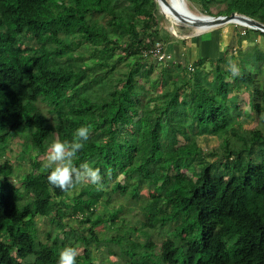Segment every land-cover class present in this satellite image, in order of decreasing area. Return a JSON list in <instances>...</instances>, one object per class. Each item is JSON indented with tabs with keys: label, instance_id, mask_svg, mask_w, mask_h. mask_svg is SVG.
Masks as SVG:
<instances>
[{
	"label": "trees",
	"instance_id": "trees-1",
	"mask_svg": "<svg viewBox=\"0 0 264 264\" xmlns=\"http://www.w3.org/2000/svg\"><path fill=\"white\" fill-rule=\"evenodd\" d=\"M153 1L0 0L2 147L20 134H29L26 148L35 153L36 165L48 148L52 131L58 140L69 142L81 126H91L90 136L112 132L105 144L89 137L74 160L77 167L87 162L99 168L102 176L103 188L88 192L87 199L83 192L77 197L82 212L76 207L70 210L66 202L67 195L79 185L66 192L54 188L47 179L48 168L41 175L32 170L20 181L7 179L6 172L13 174V168L9 161L1 162L0 149V264H24L18 258L29 256H34V261L25 264H58L63 250L58 243L61 232L63 247L84 248L76 264H102L96 263L94 253L105 247L107 240L99 237L97 229L115 222L117 214L99 213L97 206L103 197L109 202L110 193L124 195L130 191L131 198L138 199L153 168L174 179L153 182L154 192L143 206L146 224L162 229L175 223V227L172 237L160 247L153 242L144 247L129 243L134 249L128 256L129 264H139V248L146 250V264H264V134L257 133L239 150L226 146L220 152H206L197 142L210 130L224 132L231 128L236 104L230 96L241 88L238 80L247 76L233 80L227 77L221 67L228 63L225 58L211 60L217 65L208 72L204 67L209 58L205 57L191 64L195 66L193 72L190 64L175 59L170 71L164 64L171 62L163 63L156 81L151 77L152 66L140 77L134 66L151 58L144 51L157 42L147 41L154 32L155 14L147 8ZM199 1L209 12L213 0ZM122 2L146 17L139 29L125 18ZM260 8L264 15V0H229L220 16L237 13L254 19ZM95 16L107 18L106 23H99ZM61 35L76 41L68 42ZM77 47L93 52L88 60L82 59L83 55L78 57L87 60L86 67L72 81L65 63ZM261 56L264 62V54ZM54 59H58L56 65L51 64ZM125 59L132 67L118 80L120 88L100 101L85 95L80 85L88 82L83 81L87 69L103 67L100 80L105 82ZM147 82L152 83L150 89ZM66 92L72 93L71 100L63 98ZM39 99L51 107L54 127L37 113L35 103ZM250 102L261 113L264 126V84L259 95H250ZM141 107L144 110L137 119L130 115V109ZM131 126L133 133L129 132ZM116 131L121 139L114 136ZM209 156L215 159L209 160ZM220 159L226 160L222 170ZM191 169L192 176L186 178L183 170ZM120 176L124 183L119 181ZM67 210L72 217L81 214L86 234L75 228L65 231ZM44 217H51L62 231L55 239L47 234L52 244L38 247L37 219ZM20 240L23 245H19ZM111 241L120 243L115 238ZM156 249L159 251L155 253Z\"/></svg>",
	"mask_w": 264,
	"mask_h": 264
},
{
	"label": "rangeland",
	"instance_id": "rangeland-1",
	"mask_svg": "<svg viewBox=\"0 0 264 264\" xmlns=\"http://www.w3.org/2000/svg\"><path fill=\"white\" fill-rule=\"evenodd\" d=\"M174 7L180 12L188 11L190 15L200 18H218L220 16V11H226L227 4L229 0H213L210 3L209 12L206 11L205 7L200 3L199 0H168ZM174 1V2H173ZM176 1V2H175ZM121 7L124 11L125 18L131 23L135 24L137 28H140V23L146 19L142 14H139L132 8V5L128 2H122ZM147 8L153 11L155 14V23L152 27V34L148 38L149 42L161 43L164 47L170 51L174 60H179L181 64L186 63L187 65L194 64L199 58V48L197 44H193V41L209 40L207 44L210 46V42L213 44L215 50L219 49V53L213 52V48H209L207 51L212 56L209 57L204 69L208 72L214 71L216 67L215 62L211 60L223 57L228 60V63L221 64L223 73L230 79L242 78L247 76L246 79L238 80V88L234 94L230 96L231 101H234L236 106L234 111L231 113V128L226 129L224 132L221 130L214 131L210 130L207 133L199 136L197 138L198 145L206 152L223 151L226 146L231 149L239 150L243 147L244 143H250L251 139L257 134H264V126L261 123V113L252 108L250 102V95H259L260 90L264 84V62L262 61V54H264V34H257V30L245 27L241 23H229V24H218L217 26L207 27L205 30L203 27H193L180 21V18L171 13L165 5L158 0L149 2ZM180 9V10H179ZM182 9V10H181ZM186 9V10H185ZM260 8L256 15H254V20L258 22L264 21V15L262 14ZM192 12V13H190ZM187 13V12H186ZM94 19L99 23L105 24L107 18L95 16ZM205 30V31H201ZM150 32V31H149ZM63 40L68 42L76 41L73 37H67L64 35L60 36ZM146 38V37H145ZM147 39V38H146ZM93 51L90 49L77 47L72 53L69 54V61L66 62L69 66V70L72 75V81L76 80L82 75V70L85 69V61L88 60ZM83 55L82 59H87L85 61L79 60V56ZM92 59V58H90ZM111 62H114L111 61ZM58 59L52 60L51 64L56 65ZM235 65L239 69V74L233 76L229 70V64ZM173 62L164 64L168 66L167 69L172 70ZM149 66L153 67L152 80L156 81L163 68V64L157 63V61L151 58L143 60L139 64L134 66L135 71L140 77L143 75V71ZM164 66V67H165ZM132 67L130 61L125 59L119 62L114 68L111 75L106 78L105 82L100 80V75L104 68L101 66L93 67L87 69L83 75V81H88L86 84L82 83L83 91L88 98L92 100L100 101L101 98L109 95L110 91L120 88L122 85L118 82L119 79L123 78ZM192 67H195L192 65ZM243 67V70H242ZM82 69V70H81ZM86 75V78L84 76ZM180 77L184 76L179 73ZM177 78V77H176ZM181 78H177L181 81ZM183 80V79H182ZM82 81V82H83ZM152 83L147 82V88L150 89ZM247 88V89H246ZM161 93V90L159 94ZM64 99L71 100L73 95L71 92H66L63 96ZM36 110L39 115L45 118L48 126L54 127L55 122L50 114L51 107L42 100L39 99L36 103ZM143 107L140 109L132 108L129 113L131 116L137 117L141 115ZM116 130V129H115ZM135 130L131 126L129 132L133 133ZM114 136L121 139V136L114 132ZM112 135L111 131L97 132L90 136V139L98 140L105 144L109 137ZM29 134H20L16 139H14L8 146H3L0 143V149L3 150L1 153V162L9 161L13 168V174L6 172V178L13 181H20L27 173L34 170L35 173L41 175L46 169L45 164L47 163L46 156L48 154V148L50 145L58 140L55 131H52L48 137V148L44 155L40 156L34 165L35 153L30 148H26L27 144L30 142ZM181 143L183 139L180 138ZM209 160H214L213 157H208ZM220 169L225 168L226 160L220 159L219 161ZM199 171V169H197ZM186 178L192 176L191 170H183ZM174 177L171 175H165L161 171L153 168L151 175L144 181V185L140 188V195L138 199H133L130 196V191L126 194L110 193L109 202L106 200L107 197H103L100 204L97 206V212L108 214L113 212L117 214V220L109 225L101 226L97 229V233L102 240H107L105 247H101L98 252H95L96 263L107 264L109 262H115L116 264H129V257L132 256L133 246L144 247L148 243L153 242L156 246L160 247L163 241L172 237V231L175 227V223L160 228L149 227L146 224L147 216L143 211V206L149 203L150 195L154 192L152 186L153 182L157 181L159 183L165 181H172ZM119 181L124 183L123 177H119ZM227 179H225L224 184ZM2 185V184H1ZM98 187L85 183L79 185L76 189L71 191L67 197L66 202L70 205L69 209L76 207L79 212L84 209L83 206L77 201V197L81 192H83L84 198L87 199V193L90 191H97ZM111 191V189L109 190ZM68 210L66 211L63 223L66 225L65 231L69 232L71 228H75L78 233L86 234L87 228L86 224L82 223V216L72 217L68 215ZM38 240L37 245L40 247L42 244H52V240H49L47 234H50L53 239L56 235L62 231L56 222H52L51 217L49 218H38ZM112 238L117 239V241H111ZM64 234L61 232L58 243L63 249L69 245L63 247ZM130 243V244H129ZM19 245H23L20 240ZM79 255L81 257L84 252L82 245H78L77 248ZM139 254L136 256V262L139 264H146L148 261V255L143 254V248H139ZM159 249L155 250V253ZM113 254V255H110ZM22 263H31L34 261V256H29L27 259H20Z\"/></svg>",
	"mask_w": 264,
	"mask_h": 264
},
{
	"label": "clouds",
	"instance_id": "clouds-1",
	"mask_svg": "<svg viewBox=\"0 0 264 264\" xmlns=\"http://www.w3.org/2000/svg\"><path fill=\"white\" fill-rule=\"evenodd\" d=\"M229 70L233 76L239 74V69L231 63ZM90 130V125L81 126L73 134L74 138L71 142L56 140L48 148L45 167L51 169L47 179L54 188L66 192L85 183L103 188L99 168H93L87 162L80 164L79 167L74 166L78 153L84 149L85 142L89 140ZM78 255L77 248L65 247L59 254L58 264H76Z\"/></svg>",
	"mask_w": 264,
	"mask_h": 264
},
{
	"label": "water",
	"instance_id": "water-1",
	"mask_svg": "<svg viewBox=\"0 0 264 264\" xmlns=\"http://www.w3.org/2000/svg\"><path fill=\"white\" fill-rule=\"evenodd\" d=\"M164 2L166 3L167 1L166 0H158V2ZM211 20H209V22L213 23L214 25H218V24H229V23H236L237 21H240V22H243V23H246V26L245 27H248L250 29H253V30H257V31H260L262 33H264V24L261 23V22H258L250 17H247L245 15H239L237 13H233L232 15L230 16H221V17H218V18H212V17H209ZM180 21L185 23V24H188L190 26H193V27H198V23L195 21H190V20H187V19H184V18H180ZM202 22V21H200ZM238 24V23H236Z\"/></svg>",
	"mask_w": 264,
	"mask_h": 264
},
{
	"label": "built area",
	"instance_id": "built-area-1",
	"mask_svg": "<svg viewBox=\"0 0 264 264\" xmlns=\"http://www.w3.org/2000/svg\"><path fill=\"white\" fill-rule=\"evenodd\" d=\"M144 55L146 57L154 58V60L160 64L174 61L173 54L168 51L161 43H155L150 49L144 51ZM189 69L191 72L194 71L192 66H189Z\"/></svg>",
	"mask_w": 264,
	"mask_h": 264
},
{
	"label": "bare ground",
	"instance_id": "bare-ground-1",
	"mask_svg": "<svg viewBox=\"0 0 264 264\" xmlns=\"http://www.w3.org/2000/svg\"><path fill=\"white\" fill-rule=\"evenodd\" d=\"M166 1H167L166 3L162 2V1L161 2L165 5V7L171 13H173L174 15H176L179 18H184V19H187V20H190V21H195V23L197 22L198 23V25H197L198 28L203 27L205 30H207L208 29L207 27L217 26V25H214L213 23L209 22V20H211V19L195 17L193 15L188 14L189 13L188 11H186L187 13L186 12H180L174 7V5H172V3H170L168 0H166ZM190 13H192V12H190ZM200 21H202V22H200ZM237 22L246 26V23H243V22H240V21H237ZM205 30H201V31H205Z\"/></svg>",
	"mask_w": 264,
	"mask_h": 264
},
{
	"label": "crops",
	"instance_id": "crops-1",
	"mask_svg": "<svg viewBox=\"0 0 264 264\" xmlns=\"http://www.w3.org/2000/svg\"><path fill=\"white\" fill-rule=\"evenodd\" d=\"M209 40H202V39H200L199 41H197L196 42V40L195 41H193V44H197V46H198V48H199V58L198 59H200V58H205V57H210V56H212L213 54H211V53H209L207 50L210 48H213V47H210V46H212V44H213V42L211 41L210 42V46L207 44V42H208ZM220 52L219 51V49H217V50H215L214 48H213V52H214V54H215V52ZM218 58H223V57H218ZM216 59V58H215ZM190 66H192V65H190ZM194 68V67H193ZM235 93V92H234ZM234 93H232V94H234ZM231 94V95H232Z\"/></svg>",
	"mask_w": 264,
	"mask_h": 264
}]
</instances>
